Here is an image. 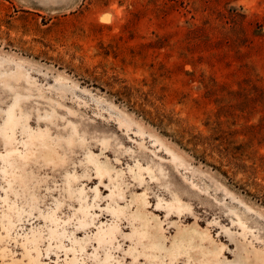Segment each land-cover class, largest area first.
Listing matches in <instances>:
<instances>
[{
	"label": "rangeland",
	"instance_id": "rangeland-1",
	"mask_svg": "<svg viewBox=\"0 0 264 264\" xmlns=\"http://www.w3.org/2000/svg\"><path fill=\"white\" fill-rule=\"evenodd\" d=\"M34 263L264 264V0H0V264Z\"/></svg>",
	"mask_w": 264,
	"mask_h": 264
},
{
	"label": "bare ground",
	"instance_id": "bare-ground-1",
	"mask_svg": "<svg viewBox=\"0 0 264 264\" xmlns=\"http://www.w3.org/2000/svg\"><path fill=\"white\" fill-rule=\"evenodd\" d=\"M13 77H17L16 75H18V73H13L11 74ZM15 75V76H14ZM7 125L10 129H13V125H14V120L12 119V116L9 115L7 117ZM7 139H9V137H7ZM41 152L44 154V157H50L49 155H52V151L48 148V146L46 144H42L41 146ZM14 150H11V152H13ZM37 264V263H34Z\"/></svg>",
	"mask_w": 264,
	"mask_h": 264
}]
</instances>
